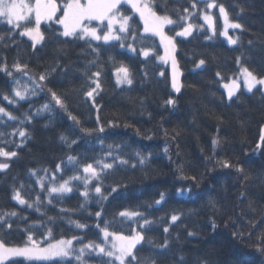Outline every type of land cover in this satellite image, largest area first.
Listing matches in <instances>:
<instances>
[{
    "label": "trees",
    "instance_id": "16d2710c",
    "mask_svg": "<svg viewBox=\"0 0 264 264\" xmlns=\"http://www.w3.org/2000/svg\"><path fill=\"white\" fill-rule=\"evenodd\" d=\"M151 2L158 14H168L178 22L166 28L169 36L182 30L186 22L181 18L195 10L193 3L196 13L190 21L203 26L205 2ZM213 2L218 7L223 5L232 23L242 25L231 31L237 44L230 46L222 38L217 9L214 36L203 28L187 39L176 38L175 58L181 73L178 94L172 92L169 68L157 60L163 48L156 37H148V44L155 49L148 58L140 55L139 44L135 45L136 54L118 46L101 47L97 58L84 41L60 37V41L69 42L59 43L54 34L62 31L58 24L51 28L42 25L45 40L33 49L32 42L19 35L21 29L10 32V26L0 23V107L16 118L9 120L0 114V147L17 152L11 159L0 157V163L9 164L0 171V215L17 213L7 218L12 224L5 237L9 246H23L26 230L42 241V247L46 242L73 237L77 238L76 245L103 243L100 229L106 222H110L109 231L125 235L131 234L132 228L140 230L138 224L118 215L136 210L152 221L144 229L145 240L137 246L142 264H178L181 257L184 264H264V250H258L264 249V145L257 147L264 131V92L261 88L240 90L229 100L222 87L238 75L240 64L264 78V0ZM121 11L133 17L132 27L143 34L139 17L130 8L122 7ZM201 59L204 67L196 69ZM93 60L102 71V90L90 98L86 92L94 85L88 76L97 68L93 66L87 73L85 68ZM16 63L27 67L17 71L13 67ZM121 65L132 73L131 86L116 84L115 72ZM41 74L46 75L44 81L39 80ZM33 82L42 85L35 95L31 94ZM21 87L29 89L24 100L14 96V89L23 91ZM51 92L61 97L65 108L55 104ZM169 99L175 103L167 104ZM45 104H50L51 110L38 111ZM19 130H24L26 137H20ZM214 139L219 143L213 145ZM108 145H113L114 154L128 164L117 161L113 169L106 170L101 189L107 199L95 193L99 181L88 186L87 198L82 195L85 187L81 181L72 182L70 194L48 195L50 175L57 165L63 170L58 175L60 182L74 174L83 175V164L94 159L104 157L105 162H112L106 155ZM137 152L147 158L143 165ZM69 156L82 162L78 171L68 164ZM224 161L232 166L222 167ZM41 179L43 190L38 183ZM14 187L33 207L12 199ZM161 194L164 200L157 205ZM173 214L180 216L174 224ZM74 222L86 227L77 228ZM165 227L169 228L167 233ZM48 229L52 230L51 237ZM189 232L194 235L189 236ZM165 241L167 247H160ZM108 259L88 252L83 264H102ZM18 261L68 264L66 260ZM71 264L81 262L72 259Z\"/></svg>",
    "mask_w": 264,
    "mask_h": 264
},
{
    "label": "snow or ice",
    "instance_id": "6c2138e0",
    "mask_svg": "<svg viewBox=\"0 0 264 264\" xmlns=\"http://www.w3.org/2000/svg\"><path fill=\"white\" fill-rule=\"evenodd\" d=\"M206 3L207 9H212L216 7L214 2L207 3V0H202ZM122 7L130 8L134 14H138L139 20L143 22V34H139L136 29L132 27L130 21L133 17L130 15L124 14L121 11ZM192 8H196V4H192ZM187 13L188 9H184ZM219 12L223 16L224 20V31L221 33L226 36L230 44H237V40L233 39L228 35V29H241L242 25L239 23H232L229 21L228 13L226 12L223 5L219 6ZM58 13H62L58 15ZM194 13H189L186 16L181 18L182 21L187 22ZM203 20L207 24L208 28L215 33V22L214 17L210 14H204ZM93 21L96 22L93 26ZM0 23H5L10 26L9 31L14 32L16 29H21L19 32L20 36H26L32 41L33 49L37 45L41 44L45 40V35L41 31L42 23L48 24L49 28L51 25L58 24L61 26L62 31L54 34L57 36L59 43H67L69 41H60V37L70 38V41H84L88 49H91V52L96 54L97 58L99 57V49L101 47H106L108 49H114L117 46L120 49L127 48L129 52L136 53L137 47L136 44L140 45L139 53L145 58H148L151 54L155 52V49L148 44L149 35L152 37H158L160 45L164 49V55L158 56L157 58L163 63L167 64L169 61L172 66V88L178 93L181 90V84L179 81L180 71L177 65V60L175 58L176 51V42L174 37L169 36L165 28L168 26L177 25L178 22L173 20L168 14H158L155 10L154 4L151 0H64V2L58 3V0H0ZM194 27H197L191 22H187L182 27V30L176 32V36L179 37H188L193 34ZM0 39H3L0 36ZM131 40V43L128 41ZM93 42H96L95 46ZM63 51V49H60ZM113 59V57H109ZM205 61L201 59L197 67L203 65ZM95 66L97 70L92 72L88 76L90 85V90L86 92L87 97H93L94 94L98 95L102 90L101 75L102 71L96 60L89 61V64L85 68L87 73L88 69ZM6 70V65L3 66ZM13 67L17 71H23L27 65H21L16 63ZM243 76V82L248 92H252L257 85L264 86V78H257L247 67L241 69ZM8 75H12L11 72ZM26 75V73H25ZM117 79L116 84L119 85H129L133 84L132 73L129 69L123 65L117 69ZM161 76L164 75L163 72L160 73ZM219 75V73H217ZM46 79L45 74L39 76L40 81ZM16 84H19V81H15ZM34 83V88L32 89V95L36 94L37 88H42V85ZM224 87L227 89V95L229 100L236 95L237 91L240 89V83L238 80L233 79L230 84H225ZM29 89L24 88L23 91L14 89V96L18 97L20 100L27 98ZM52 100L55 101V104L61 108H65L66 105L60 96L56 92H51ZM4 99H8L7 96ZM10 103L14 101H9ZM167 104H174L175 101L169 99L166 101ZM42 110H51L50 104H45L42 106ZM0 114L7 116L9 120H15L10 113H7L3 107H0ZM2 118V117H0ZM30 119V117L28 118ZM73 120H76V117H72ZM100 132L104 131L103 127H100ZM15 134V132L13 133ZM3 135V134H0ZM18 135L20 137H26V132L24 130H19ZM61 139L67 141V138L61 136ZM261 144L257 147L264 145V131L260 136ZM76 143V141H72ZM101 143H103L101 141ZM219 143L217 140H213V145ZM119 146H116L118 148ZM109 151L106 153L107 156L112 158V162H105L104 157L94 159L93 163L83 164V175L74 174L69 179H64L62 183H59L58 186H52L48 195L51 196L53 193L64 194L70 193L73 189L70 187V184L73 181H81L85 187V191L82 195L87 198L89 195L88 186L92 184L93 181H99L95 186V193L101 199H107L103 195L101 185L103 179L106 177V170H111L115 167L116 162L118 161L120 165L128 164L127 160L120 159L118 155L114 154L115 148L113 145H108ZM138 158V162L143 165L145 163L146 157L142 156L140 153L135 154ZM16 151H5L4 148L0 147V157H5L11 159L16 157ZM81 161L76 157L69 156L68 164H71L73 168L77 169L81 165ZM95 165V166H94ZM136 165L133 164L132 167ZM222 167L228 168L231 167L227 161L222 162ZM9 168L8 163H0V171L6 170ZM57 172H62L60 165L56 166ZM237 171L243 172V168H238ZM35 175V172H33ZM52 180H56V175L53 174ZM40 187L43 190L45 184L42 179L38 181ZM23 188V185H21ZM112 191H116L115 188ZM183 194V193H181ZM12 199L17 201L20 205H27L28 207H33L32 203H29L21 194V190L13 188ZM164 200V195L161 194L160 199L155 201L157 205ZM36 203H40L39 196L37 197ZM51 203V200H49ZM210 204H213V201H209ZM214 206V204H213ZM83 207V205H81ZM16 212L4 213L0 215V264H19L17 258H24L25 260H50L53 258H59L62 262L67 261L68 264H71V260L75 259L78 262L83 264V257L85 255L86 249L90 252L95 251L98 254H103L104 257H108L107 261H103L102 264H142L141 260L138 259V249L137 246L145 240L144 229L146 226H150L152 221L148 220L141 212L136 210H124L121 211L118 215L122 218L129 220L132 223H136L139 226L140 230L136 228L131 229V234L125 235L122 232L109 231L110 222L105 223V227L101 228L100 231L103 234V243H95L90 241L87 244H83L79 249L74 248L73 240H76V237L72 239H60L55 242H46V246H41L42 241L35 239L33 233L30 230L26 237V242L23 246H9L5 240L7 235V230L12 228V224L8 222V217L16 216ZM97 217L101 216V212H96ZM143 223H140V221ZM180 220V216L173 214L171 215V222L174 224ZM76 223L77 228H85L86 225ZM99 228V224L97 225ZM212 227L215 228L216 225L213 222ZM51 229H48V237H51ZM169 231L168 227L164 228V232ZM189 236L194 235V233L189 232ZM111 237V240L109 238ZM152 243V241H148ZM162 248L167 247V241L165 244L160 246ZM264 250V249H258ZM178 264H184L183 257L179 259ZM206 264V262H205Z\"/></svg>",
    "mask_w": 264,
    "mask_h": 264
},
{
    "label": "rangeland",
    "instance_id": "374dc122",
    "mask_svg": "<svg viewBox=\"0 0 264 264\" xmlns=\"http://www.w3.org/2000/svg\"><path fill=\"white\" fill-rule=\"evenodd\" d=\"M198 1H202V0H198ZM207 1H210L209 3H211V2H213V0H207ZM215 3V2H214ZM216 4V3H215ZM215 9H217V11H218V13H219V15H220V17H221V21H222V30H221V33L224 31V20H223V16L220 14V12H219V7L216 5V7H214V8H212V9H207V11H204L203 13H202V15H201V21H202V23H203V26L202 27H194V30H193V32L195 31V30H203V28H206L207 29V31L209 32V34L211 35V36H214L215 35V33H216V31H215V33H213L212 32V30L211 29H209L208 28V26H207V24L205 23V21L203 20V15L204 14H210V15H212L213 17H214V11H215ZM189 13H196V8H195V10H193V11H190V12H188L187 13V15L189 14ZM58 15H59V13H58ZM135 15H137L138 16V14H135ZM139 17V16H138ZM192 17V16H191ZM191 17L189 18V20L187 21V22H191L190 21V19H191ZM229 21H230V19H229ZM95 21H93V23H94ZM186 22V23H187ZM214 22H215V17H214ZM230 22H232V21H230ZM96 23V22H95ZM143 23V22H142ZM45 23H42V25H44ZM42 25H41V27H42ZM60 26V25H59ZM61 27V26H60ZM167 28V27H166ZM166 28H165V31H166ZM215 29H216V23H215ZM232 30H236V29H228V35L229 36H231L233 39H235L232 35H231V31ZM42 31V30H41ZM167 33V32H166ZM221 36H222V38L228 43V45H230V46H233V45H235V44H230L229 42H228V39H227V37L226 36H224V35H222L221 34ZM24 37H26V36H24ZM190 36H188V37H179V36H174V39H176V38H182V39H187V38H189ZM26 38H28V37H26ZM157 39H158V41H159V38L158 37H156ZM29 39V38H28ZM30 40V39H29ZM31 41V40H30ZM32 42V41H31ZM43 43V41L41 42V44ZM160 43V42H159ZM41 44H39V45H37L36 47H39V46H41ZM162 47V46H161ZM163 48V47H162ZM126 51H128V49L127 48H124ZM129 52V51H128ZM129 53H131V52H129ZM137 53V52H136ZM136 53H131V54H136ZM153 54H151L150 56H152ZM162 55H164V49H163V54ZM174 55H175V53H174ZM149 56V57H150ZM157 60H158V62H160V63H162V64H164L165 66H167V68H169V70H170V78H171V85H172V66H171V62L169 61L167 64H165V63H163L162 61H160L158 58H157ZM204 67V64L203 65H201L200 67H196V69H201V68H203ZM244 66H242L241 64L239 65V73H238V75L235 77V78H233V79H236V80H238V82L240 83V89L237 91V93L240 91V90H244V91H246V92H248L247 91V89H246V87H245V85H244V82H243V76H242V73H241V69L243 68ZM180 71V70H179ZM117 71L115 72V81H116V79H117ZM258 78V77H257ZM232 79V80H233ZM231 80V81H232ZM179 81H180V84H181V74H180V76H179ZM231 81L230 82H227V83H223V85H222V87H223V89L225 90V92H226V94H227V89L224 87V85L225 84H230L231 83ZM25 85H26V83H25ZM118 86V85H117ZM123 86H128V85H119L118 87H123ZM22 89H23V87H21ZM256 88H261L262 89V91L264 92V86H261V85H257V87ZM256 88H254V89H256ZM253 89V90H254ZM24 90V89H23ZM172 92L174 93V94H178L173 88H172ZM236 93V94H237ZM228 96V95H227ZM234 97V96H233ZM53 174H55L56 175V180L55 181H53L52 180V176H53ZM60 174V172H57V171H55V172H52L51 173V175H50V179H51V185H50V188L52 187V186H58V184L59 183H62V182H60V181H58L59 179H58V175ZM70 187H72V183L70 184ZM49 188V189H50ZM71 193V192H70ZM70 193H64V194H62V195H67V194H70ZM56 193H53L52 195H55ZM109 240H111V237L109 238ZM73 246H74V248H76V249H79L82 245H76V240H73ZM88 252H90L89 250H87L86 249V251H85V253H88ZM93 253H95V254H97V255H103V254H98L97 252H95V251H92ZM17 259H24V258H17ZM50 260H60L59 258H53V259H50ZM50 260H41V261H50ZM118 263V262H117Z\"/></svg>",
    "mask_w": 264,
    "mask_h": 264
}]
</instances>
